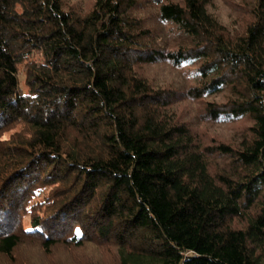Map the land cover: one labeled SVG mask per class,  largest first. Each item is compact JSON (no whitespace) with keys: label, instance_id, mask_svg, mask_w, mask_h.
Returning a JSON list of instances; mask_svg holds the SVG:
<instances>
[{"label":"trees","instance_id":"obj_1","mask_svg":"<svg viewBox=\"0 0 264 264\" xmlns=\"http://www.w3.org/2000/svg\"><path fill=\"white\" fill-rule=\"evenodd\" d=\"M209 4L0 0V257L34 239L111 245L114 264H264V0L236 34ZM162 62L188 85L154 83ZM183 100L246 134L204 145Z\"/></svg>","mask_w":264,"mask_h":264},{"label":"rangeland","instance_id":"obj_2","mask_svg":"<svg viewBox=\"0 0 264 264\" xmlns=\"http://www.w3.org/2000/svg\"><path fill=\"white\" fill-rule=\"evenodd\" d=\"M71 5L88 7L91 0H68ZM254 0H211L208 6L211 12L218 21L223 24L232 34L242 33L249 20V9ZM154 25L155 22H153ZM145 72L154 83L170 87L179 88L188 85L185 80L184 69L175 68L168 63L162 62L149 65L145 68ZM19 88L22 92L27 91V86L23 80L22 72L19 73ZM226 92H221L209 96L206 100L222 102L225 100ZM203 108L202 102L183 100L175 103L171 110L182 122H186L194 131L196 136L204 145L226 143L236 145L243 134H246V127L250 124L248 120H240L233 123H211L202 120L200 116ZM21 129L17 125L2 135V139L9 138L13 133ZM23 225L30 228L28 219H24ZM22 246L15 253V258L9 259L0 257V264H22L21 260L27 264H114L116 257L114 248L111 245L104 244L103 246L87 243L82 248H68L59 243L55 248L51 249L48 255L46 251L41 249L39 241L34 239H22ZM50 256V257H49Z\"/></svg>","mask_w":264,"mask_h":264}]
</instances>
